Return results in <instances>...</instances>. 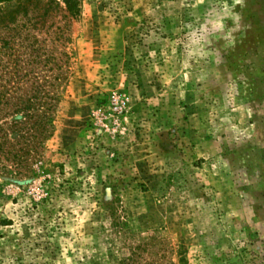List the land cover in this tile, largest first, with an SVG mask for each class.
Instances as JSON below:
<instances>
[{
    "label": "rangeland",
    "instance_id": "1",
    "mask_svg": "<svg viewBox=\"0 0 264 264\" xmlns=\"http://www.w3.org/2000/svg\"><path fill=\"white\" fill-rule=\"evenodd\" d=\"M0 264H264V0H0Z\"/></svg>",
    "mask_w": 264,
    "mask_h": 264
},
{
    "label": "trees",
    "instance_id": "2",
    "mask_svg": "<svg viewBox=\"0 0 264 264\" xmlns=\"http://www.w3.org/2000/svg\"><path fill=\"white\" fill-rule=\"evenodd\" d=\"M65 2H68L69 0H64ZM23 109H26V108H21L20 111H24Z\"/></svg>",
    "mask_w": 264,
    "mask_h": 264
}]
</instances>
